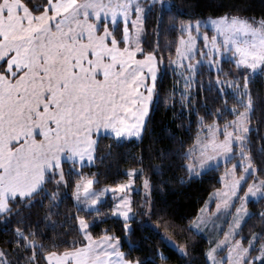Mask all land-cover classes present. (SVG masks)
I'll return each instance as SVG.
<instances>
[{
    "label": "snow or ice",
    "instance_id": "snow-or-ice-1",
    "mask_svg": "<svg viewBox=\"0 0 264 264\" xmlns=\"http://www.w3.org/2000/svg\"><path fill=\"white\" fill-rule=\"evenodd\" d=\"M76 3L77 0H47L45 4L39 5L33 0L34 7L45 9L48 22L37 31L30 33L21 46L26 47L31 57L38 63L43 57V66H46L50 57H58L64 42L70 34L76 32L77 28L88 31L92 27L98 29L103 24L108 29L110 23L111 29L110 32L105 33V39L111 40V34H115L116 29L119 28L120 40H125L127 43L132 39V34L136 39H140L141 33L146 31V20L153 16L155 39L151 50L146 53L141 40L140 45L136 47L134 53H129L126 60L116 61L120 64V68L111 78H105L103 81L96 78L95 85L88 92L76 95L70 92L65 102L58 104L57 111L49 117L51 125L38 124L42 129L39 135L45 138L43 142L30 145L26 139L28 133H24L23 136H10L7 143L10 144L14 140L20 144L23 139L24 146L7 162L0 155V192L7 191V185L11 187L13 197L17 193L21 197L31 196L46 183V171L54 173L58 185L63 183L67 187L69 180L64 173L65 160L61 155L67 149L69 171L77 173V176L73 177L74 199L77 205L82 203L84 211L90 212L91 215H81L77 210L75 227L80 238L73 241L74 250L45 255L46 264H142L139 259L135 261L128 259V253L122 250L121 245L126 238L131 237L136 225L142 228L144 224H151L153 232L161 238L163 247L167 248V242L170 241L174 247L169 250L183 257L185 264H189L191 253L188 246L178 244L166 231L161 232L160 224L153 223V217L162 222L165 228L179 227L186 228L189 232H200L201 224L207 225L209 222L214 224V218L220 210L228 209L237 198L241 204L236 208V213L243 215L247 212L248 195L259 196L264 193V175H258L259 170L252 158L250 133L253 105L249 87L251 79L249 72L264 66V28L250 25L237 28L231 24L220 26L216 20L205 18L204 24L213 26L212 35H209L208 31L199 30L200 19L195 21L177 19L178 16L184 15V9L176 0H146L145 4L140 0H83L78 4L79 10L72 8L71 15L65 16L64 13L69 7ZM89 9L95 18L94 25L88 24ZM0 11L7 15V9L2 4ZM79 17H83L82 22ZM24 19L22 16L21 21L23 22ZM73 24L76 27H72ZM165 24L174 27L178 36L161 45V30ZM84 25H87V28ZM240 32L251 35H245L240 39L238 36ZM0 36H3V33H0ZM72 38L76 39L78 36L73 35ZM119 42V40L115 41L117 44ZM162 47L169 53L168 64L175 65V74L178 73L183 80V92L180 94L182 103L186 104L190 100L194 88L203 89V81H198V76L201 66L207 65L210 70H215L214 76L211 71L210 81L215 80L214 90L220 97V102L227 103L225 93L230 89L237 99L243 98L247 105L241 111H237L236 106L233 105L230 110L234 118L226 120L223 128L215 121L205 125L203 117L196 113L201 129H206V132L201 136L198 130L195 141L181 152L185 158L184 166L189 173L203 167L206 161L215 159L218 148L225 142L229 146L228 151L232 150L233 141L241 149L246 150L243 151V158L240 160L239 166L242 171L239 178L234 182H224L234 175L237 167L234 164L232 172L225 171L222 174L220 178L222 188L209 194L215 199V209L204 216H198L197 219L189 220L184 225H175L174 222L164 219L167 209L160 207L156 201L153 194L152 174H144L143 157L139 158V167L126 170V179L101 185L99 188L94 186L100 184L95 174L89 176L80 172L83 167L81 161L85 158L89 161L94 160V141L91 137L93 129L98 132L101 127L110 128L117 136L122 131L133 130L138 137H142L157 94L156 80L160 66L164 62ZM228 52H231L233 57L231 62L233 74L227 79H221L222 73L226 75L223 56ZM133 55L135 59L132 58ZM100 75L107 77L106 72H101ZM172 91L175 92L176 88L174 87ZM220 111L221 109L217 107L214 115L219 117ZM221 132L223 140L218 141V133ZM257 151L264 152V143L257 145ZM161 155H164L163 149ZM153 168L157 170L160 166L154 165ZM249 171L252 172L254 181L249 182L245 187L244 181ZM137 179L141 181L140 185L136 184ZM180 182L183 183L184 180L181 179ZM158 187L161 192L164 191L162 184ZM58 192L59 189L56 193L50 194L51 197L56 199ZM109 192L112 194L111 207L103 208L101 206L104 197ZM6 210L9 214L15 211L9 209L7 203L0 206V212ZM260 215L264 217V213ZM109 217L120 218L117 221L120 235H116L115 230L109 231L108 227L102 229L98 235L94 234L93 229ZM133 220L136 225L132 223ZM236 223L238 225L239 220ZM230 231L224 232L223 239H218L215 243H212V240L208 242L210 247L207 251L203 249L205 264H209V261L211 264H219L215 254L226 244L230 245ZM239 244L240 240L237 239L235 245L230 246L234 249ZM243 252L247 253L248 248H244ZM152 255L163 264L168 259L169 253L158 246L152 251ZM223 259L230 260V256L226 255ZM256 259L264 260V252H261Z\"/></svg>",
    "mask_w": 264,
    "mask_h": 264
},
{
    "label": "trees",
    "instance_id": "trees-1",
    "mask_svg": "<svg viewBox=\"0 0 264 264\" xmlns=\"http://www.w3.org/2000/svg\"><path fill=\"white\" fill-rule=\"evenodd\" d=\"M21 1L36 15L45 11L42 7H34L33 0ZM46 2L47 0H35V4L39 5ZM77 2L80 4L83 0ZM176 2L184 9V15L178 16V20L194 21L202 17L221 15L264 20V0H176ZM154 24L155 19L150 16L146 20V31L143 32L141 39L146 53L151 50L155 39ZM103 26L101 24L99 33ZM108 28L111 29L110 23ZM112 36L116 41H120L118 43L120 48L127 47L135 51V47L125 40H120L119 28ZM177 36L178 32L174 27L163 25L161 45ZM161 51L164 62L160 66L156 80L157 94L142 137L118 138L109 134L100 135L93 162L84 164L80 172L89 176L95 174L100 184L94 186L99 188L101 185L126 179V170L139 167V158L143 157L144 174H152L153 194L156 201L160 207L167 209L164 219L174 222L175 225H184L199 215L210 198L209 194L222 186L220 179L222 174L239 159L236 154L231 160L211 167L199 175L187 171L184 166L185 158L181 152L195 141L198 130L200 135L206 132V129H201L196 113L203 117L205 125L213 121L223 125L226 120L234 118L230 110L233 105L236 106L237 111L243 110L247 105L243 98L237 99L230 89L225 93L227 103H221L220 97L214 90L215 80L210 81L212 73L213 76L215 75V70H210L207 65L201 66L198 76V81H203V89L194 88L190 100L186 104L182 103L180 94L183 92V80L178 73L175 74L174 67L168 64V51L163 47ZM173 58H175L174 53ZM232 60V58L223 59L226 75L222 73L221 79L232 76ZM6 66L7 60L0 64V71L5 72ZM249 75L252 79L249 87L253 105L250 133L252 158L259 170L258 175H264V152L257 151V145L264 143V70L253 75L249 72ZM175 81L178 83L175 84ZM174 87L175 92L172 91ZM217 107L221 109L219 117L214 115ZM161 149L164 150L163 156ZM69 163L66 160L63 165L65 176L69 180L67 187L63 183L58 185L54 173L47 172L46 183L39 191L31 196H17L11 199L9 209L15 211L11 214L9 211L0 214V246L9 252V258L16 264H46L44 256L47 253L74 250L73 241L80 238L75 227V214L77 210L81 215L90 216L91 213H86L74 200L73 177L77 176V173L69 171ZM154 165H159L160 169L155 170ZM181 179L184 180L183 183L180 182ZM253 180V174L249 175L244 186L247 187ZM140 183L141 181L137 179L136 184L140 185ZM160 184L163 185V192L159 190ZM57 189H59L58 196L53 199L50 194L56 193ZM111 203L112 196H108L103 200L101 207L110 208ZM248 206L250 215L238 233L245 244L249 243L254 234L264 232V217L260 215L264 213V197L250 200ZM119 219L109 217L93 229L94 234L98 235L102 229L108 227L109 231L115 230V234L120 235L117 225ZM21 220H23L22 224ZM152 220L153 223L160 224L161 232L166 231L178 244L188 246L191 253L189 264H205L203 249L207 251L209 248L206 236L199 232H189L186 228H165L156 217ZM132 223L136 225L135 220ZM167 244V248L163 247L161 238L153 232L152 225L144 224L142 228L139 225L135 226V231L131 237L125 239L121 248L128 253L129 259H139L142 264H161V261L152 255V251L159 246L169 253L168 259L163 264H185L183 257L170 251L173 246L168 242ZM257 244L252 249L253 253L258 250Z\"/></svg>",
    "mask_w": 264,
    "mask_h": 264
},
{
    "label": "crops",
    "instance_id": "crops-1",
    "mask_svg": "<svg viewBox=\"0 0 264 264\" xmlns=\"http://www.w3.org/2000/svg\"><path fill=\"white\" fill-rule=\"evenodd\" d=\"M77 3L71 5L64 15L70 16L72 8H77L79 10V3ZM0 4L7 9V15H4L3 12L0 11V33H3V36L11 32L12 27H17L22 30V28L28 26V22L33 24L36 22H45V24H47L48 22V14L45 11L36 15L32 13L21 0H0ZM89 13L88 24L90 25L91 18L92 20H95V18L91 15V9H89ZM22 16L25 18L23 22L21 21ZM33 17H35V19ZM78 19L81 22L83 21V17H79ZM71 26L76 27L75 24ZM84 27L87 28V25H84ZM99 28L94 29V31H92V28L88 31H81L77 28L76 32L70 34L67 39L70 41V45H67L66 42H64L63 49L58 57H50L48 65H39L37 69H33L30 73L29 70H27L26 62H23V60L20 59L24 56V52L27 51L25 47L21 46L23 43H15V47H13L12 44L10 45L9 41L6 43V51H2L0 48V60H7L6 71H0V144H2V147H0V155L4 157L5 162L13 159V154L24 146L23 139L20 144H17L14 140L10 144L7 143V139L10 136H23L24 133H28L26 139L29 141L30 145L33 143L39 144L43 142L45 138L39 135L41 127H38V124H46L50 126L51 120L49 117L57 111L58 104H63L65 102L70 92L72 95H76L81 92H88V90L95 85L96 78L101 80L102 77L100 74L101 72H104L103 69L106 68V59L108 56L112 57L109 61L111 71L113 70V58H116L117 56H124V54H120V52H115L116 54L114 55L112 52L113 50H110L109 53L106 39H103V37H100L99 35L97 36V34H99ZM85 34L91 36H87ZM73 35L78 36V38L73 39ZM3 36H0V40L3 39ZM87 38L91 39L89 40ZM99 44L100 46H98ZM2 45L3 44L0 41V46ZM16 50H18L17 53ZM28 56L30 62L34 64V59L30 54H28ZM40 61H42L41 64H43V57L40 58ZM35 62L37 63V61ZM1 63L2 62H0V64ZM11 64L13 66L23 64L25 66L23 69L25 72L20 75V78H22L21 80L18 81V79L14 78L10 74L8 66ZM19 70H22V68H19ZM53 72H55V74H51ZM43 77L45 78L43 79ZM40 80L42 81L39 83ZM47 80L51 83L50 85L48 84L45 86L48 89L45 92L44 90L46 88L40 89L41 91L38 90L37 87L39 86L41 88L45 84L44 81L46 82ZM27 81L28 83L35 81L38 84L33 85V87L32 85H24ZM88 82H90V84H87ZM53 84L54 87L51 86ZM40 92L44 93L40 94L38 99H35L36 94ZM51 92L53 93V98ZM55 92H57L56 97L54 96ZM49 93L50 101L48 102L45 96ZM46 105L47 107H45ZM28 108H30V110H28ZM27 111L30 113H33L34 111V114L27 115ZM30 116L33 120H35L32 127V120H30ZM103 134L117 136L116 133H108L103 127H101L98 132L93 129L91 137L94 141V157L98 137ZM119 136L128 137V134L127 132L122 131ZM61 155L65 161H68L67 149H65ZM92 162L93 160L89 161L87 158L81 161L83 165L90 164ZM6 188L8 189L7 191L0 192V206L5 203L9 206L11 199L20 196L17 193V195L13 197L11 187L6 185ZM40 189L41 187L39 190ZM36 192L37 191L33 192V194ZM7 211L8 210L0 212V214Z\"/></svg>",
    "mask_w": 264,
    "mask_h": 264
},
{
    "label": "rangeland",
    "instance_id": "rangeland-1",
    "mask_svg": "<svg viewBox=\"0 0 264 264\" xmlns=\"http://www.w3.org/2000/svg\"><path fill=\"white\" fill-rule=\"evenodd\" d=\"M140 2L142 4H145L146 0H140ZM20 15H22V14H20ZM205 18H210V19L216 20L218 22V25H220V26H223L224 24H231V25H234L237 28H241V27L248 26V25H250L252 27H256V28H264V20L244 19V18H239V17H236V16H230V15L207 16V17L199 18L200 21H201L200 26H199V30L201 32L208 31L209 35H212L211 28L213 26L211 24L205 25L204 24V19ZM94 24H95V20H92V18H91L90 25H94ZM27 25L28 26H25L24 28H22V30L20 28H17V27L16 28L12 27L11 32L5 34V36L2 37L3 39L1 38L3 41L0 40L1 43L3 44L2 46H0L1 50L2 51H6V43H8L9 41H10V45L12 44L13 47H15V43H17V44L23 43L24 39L27 38L30 33L34 32V31H37L39 28L43 27V25H45V22H42V23L36 22L35 24H33L31 22H28ZM52 27L55 28V25L53 24ZM100 27H101V25H100ZM94 29H96V28L92 27V31H94ZM106 32H110V30H109V28L106 29L105 26H103L101 33L97 34V36L99 35L100 37H103V39H105V33ZM85 35H87V34H85ZM193 35H195V33H193ZM245 35H251V34L250 33H243V32L238 33V36H239L240 39H243ZM87 36H91V35H87ZM142 36H143V32L141 33L140 39H136L134 34H132V39L128 40L127 43L136 48V47H138L140 45ZM87 39L90 40L91 38H87ZM115 41L116 40L114 39L113 36H112L111 40H106V44H108L107 48H108L109 53H110V50H113L112 52H113L114 55L116 54L115 52H120V54H124V56H120V57L117 56L116 58H113L114 59L113 60V68H112L113 72L111 71V67L109 65L110 64L109 61L111 60L112 57L108 56V58L106 59L107 60L106 68L103 69L104 72L107 73V77H102L101 81H103L105 78H111L112 74L117 69L120 68V64L116 63V61L126 60L128 55H129V53H134V51L128 49L127 47L120 48L118 46V44L115 43ZM66 44L70 45V41L67 40ZM98 46H100V44ZM97 48H99V47H97ZM25 49L27 51L24 52V56L21 57L20 59H22L23 62H26L27 70H29V73H30L33 69H37V67L39 65L42 66L43 64H41L42 61H40L39 63L38 62L36 63L35 59H34V62H33L34 64H32V62H30L29 56H28V54H30L29 50L26 47H25ZM17 52H18V50H16V53ZM101 52H102V50H101ZM132 58L135 59V56L133 55ZM225 58H232L233 59L231 52L225 53L224 56H223V59H225ZM129 63H131V61H129ZM173 67H175V65H173ZM19 68L20 69L22 68V70H19ZM24 68H25V66L23 64H18V66H13L11 64V65L8 66V69L10 70V74L14 78L18 79V81L22 79V78H20V75H22L25 72V70H23ZM263 70H264V66L258 68L254 72L250 71V73L253 75V74L258 73V72L263 71ZM51 74H55V72H53ZM44 78L45 77H43V79ZM42 80H40L39 83ZM44 83L45 84L41 88L38 86L37 89L40 90V89L46 88L44 90V92H45L48 89L45 86L48 85V84L50 85L51 83L48 80L46 82L44 81ZM36 84H38V83L35 82V81H32V83H28V81H27L24 85H29V86L32 85V87H33V85H36ZM87 84H90V82H88ZM51 86L54 87V84L51 85ZM52 91H53V89H52ZM44 92L37 93L36 96H35V99H38L40 94H42ZM56 93L57 92H55V94H54L55 97H56ZM45 98L49 102L50 101L49 100L50 93L47 94L45 96ZM52 98H53V93H52ZM28 110H30V108H28ZM28 114L29 115L34 114V111H33V113H30L29 111H27V115ZM30 118H31L30 120H32V122H31V127H32V124H33V122H35V120H33V118L31 116H30ZM223 126H224V124L220 125L221 128H223ZM104 129L108 133L109 132L110 133H115L110 128H104ZM41 131H42V129H41ZM127 134H128V137H126V138L137 137L135 131H133V130L127 131ZM112 136H115V135H112ZM201 136H203V135H201ZM115 137L120 138V136H115ZM219 140H223L222 132L218 133V141ZM228 147L229 146H228L227 142H225L223 145H221L218 148L215 159H211V160L206 161V163H205V165L203 167H200V168H198L196 170H193L191 173L193 175H199L200 173L206 171L207 169H209L211 167L217 166L219 164H222V163H225V162L231 160L237 154L239 159L234 163L235 165H237V167L234 170V175L230 176L228 181L227 180L224 181L225 183L234 182L235 179L239 178V176L241 174L242 168L239 166V164H240V160L243 158V151L245 149H241L240 146L235 141H233L232 144H231V149H232L231 151H228ZM232 166L228 167L226 169V171L232 172ZM238 167H240L241 169L239 170ZM251 174H252V172L249 171L246 174V179ZM246 179H245V181H246ZM221 188H222V186L220 188H218V189H221ZM108 196H112V194L109 192L104 197V199L106 197H108ZM262 197H264V193L260 194L259 196H252L251 194H249L248 197H247V200L249 202L250 200H259ZM240 204H241V201L237 198L235 203L232 204L228 209H221L220 212L217 214V216L214 218V224H212L211 222H209L207 225L201 224V231L199 233H202L204 236H206L208 241L212 240V243H215L216 240L223 239L224 238L223 237L224 232L225 231H230V228H231V231H230V236H231L230 245H235V241L237 239L240 240V244L236 245L234 249L229 244H226L225 247L220 249L215 254L216 255V259L219 262V264H249V261H251V264H262L264 262V260H258L256 258L261 252H264V232L261 233V234L260 233L254 234V236L252 237V239L249 241L248 244H245L243 242L242 238L238 236V233H239L243 223L245 222V220L250 215V209H249V206H248V203H247V212L245 214H243V215L237 214L236 213V208L238 206H240ZM78 206L84 209V206H83L82 203L79 204ZM215 206H216L215 205V199L210 197L209 200L207 201V203L205 204V206L200 211L198 216L206 215L207 213H209L212 210H214ZM198 216L195 219H197ZM237 220H239V224L238 225L236 223ZM168 243L171 246H173L170 241H168ZM256 244L258 245V250L255 253H253L252 249L255 247ZM209 247H210V245H209ZM244 248H248V252L247 253L243 252ZM70 251H73V250H70ZM65 252H69V251L50 252V253H47L46 255H52L53 253L61 254V253H65ZM9 255H10L9 252L7 250L3 249L0 246V264H9V263L10 264H16V262H14L12 259L9 258ZM226 255L230 256V260L223 259V257H225ZM130 260H132V259H130ZM132 261H135V260H132ZM210 264H211V262H210Z\"/></svg>",
    "mask_w": 264,
    "mask_h": 264
},
{
    "label": "bare ground",
    "instance_id": "bare-ground-1",
    "mask_svg": "<svg viewBox=\"0 0 264 264\" xmlns=\"http://www.w3.org/2000/svg\"><path fill=\"white\" fill-rule=\"evenodd\" d=\"M256 74V73H255ZM252 80V79H251Z\"/></svg>",
    "mask_w": 264,
    "mask_h": 264
}]
</instances>
